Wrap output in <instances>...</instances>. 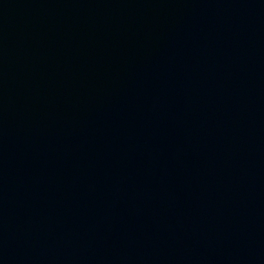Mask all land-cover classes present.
Listing matches in <instances>:
<instances>
[{
  "label": "water",
  "instance_id": "1",
  "mask_svg": "<svg viewBox=\"0 0 264 264\" xmlns=\"http://www.w3.org/2000/svg\"><path fill=\"white\" fill-rule=\"evenodd\" d=\"M0 264H264V0H0Z\"/></svg>",
  "mask_w": 264,
  "mask_h": 264
}]
</instances>
